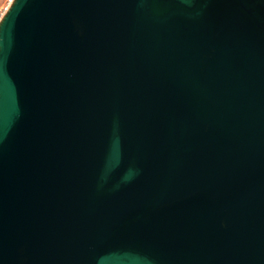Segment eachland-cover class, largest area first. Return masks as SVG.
Wrapping results in <instances>:
<instances>
[{
  "label": "water",
  "instance_id": "1",
  "mask_svg": "<svg viewBox=\"0 0 264 264\" xmlns=\"http://www.w3.org/2000/svg\"><path fill=\"white\" fill-rule=\"evenodd\" d=\"M0 264H264V0H14Z\"/></svg>",
  "mask_w": 264,
  "mask_h": 264
},
{
  "label": "built area",
  "instance_id": "2",
  "mask_svg": "<svg viewBox=\"0 0 264 264\" xmlns=\"http://www.w3.org/2000/svg\"><path fill=\"white\" fill-rule=\"evenodd\" d=\"M14 0H5L4 3L0 6V21L3 18L4 14L7 12Z\"/></svg>",
  "mask_w": 264,
  "mask_h": 264
},
{
  "label": "rangeland",
  "instance_id": "3",
  "mask_svg": "<svg viewBox=\"0 0 264 264\" xmlns=\"http://www.w3.org/2000/svg\"><path fill=\"white\" fill-rule=\"evenodd\" d=\"M5 0H0V6L4 3Z\"/></svg>",
  "mask_w": 264,
  "mask_h": 264
}]
</instances>
